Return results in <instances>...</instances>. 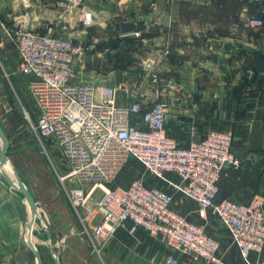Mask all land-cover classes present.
Masks as SVG:
<instances>
[{
	"label": "crops",
	"instance_id": "obj_1",
	"mask_svg": "<svg viewBox=\"0 0 264 264\" xmlns=\"http://www.w3.org/2000/svg\"><path fill=\"white\" fill-rule=\"evenodd\" d=\"M82 5L94 14L91 25L82 23L79 7L69 0H0V40L17 26L15 12L24 15L22 22L30 31L47 33L51 27L55 35L94 44L78 82L114 85L123 106L139 101L148 109L165 100L167 133L182 146L212 129L232 130L241 163L224 168L216 200L246 203L256 193L264 195V73L255 71L251 53L264 57V26L248 23L251 17L264 18V0H84ZM122 23H133L136 29L123 31ZM14 45L12 70L18 64ZM103 70H115L110 85L104 83ZM124 170V185L142 178L147 185L174 192L173 207L206 225L226 264H264V248L244 258L218 216L209 211L202 219L195 201L176 193L169 181L139 164ZM167 177L178 180L172 173ZM7 192L0 185V241L11 231ZM98 246L100 252L93 242L91 251L97 254L96 264H164L170 254L179 264H206L143 229L131 233L119 228ZM92 256H86L87 264H94Z\"/></svg>",
	"mask_w": 264,
	"mask_h": 264
},
{
	"label": "built area",
	"instance_id": "obj_2",
	"mask_svg": "<svg viewBox=\"0 0 264 264\" xmlns=\"http://www.w3.org/2000/svg\"><path fill=\"white\" fill-rule=\"evenodd\" d=\"M79 7L84 25L94 22L84 0H69ZM16 17L7 33L16 45L18 72L30 77L37 107L40 135L53 139L60 153V181L72 207L80 214L86 234L98 244L119 228L131 233L145 230L162 237L174 251L206 264H226L220 243L205 224L192 221L173 207L174 192L147 185L142 178L128 185H111L131 159L158 178L169 181L176 193L195 201L198 215L211 211L230 232L244 258L264 248V195L244 203L216 200L218 182L227 166L239 167L233 148V131L212 129L186 146L167 133V102L144 109L139 101L119 105L115 86L78 82L86 54L95 45L61 35L30 31ZM250 26H264V18L251 17ZM139 35V33H136ZM158 79V74H153ZM175 89V85H171ZM178 177L173 181L167 174ZM98 243H96V242ZM164 264H179L170 254Z\"/></svg>",
	"mask_w": 264,
	"mask_h": 264
},
{
	"label": "rangeland",
	"instance_id": "obj_3",
	"mask_svg": "<svg viewBox=\"0 0 264 264\" xmlns=\"http://www.w3.org/2000/svg\"><path fill=\"white\" fill-rule=\"evenodd\" d=\"M12 15L17 17L19 14L14 12ZM6 39L9 40L6 42ZM6 39L0 40V124L10 141V163L7 166L19 174L38 206L32 239L43 264H56L55 257H58L60 264H87L85 259L88 254L93 255V263L96 264L97 254L91 253L93 242L85 232L80 212L70 204L59 178L58 146L53 139L43 137L38 132V111L28 77L18 72L16 65L12 70L13 63L10 62L15 58L11 50H14L15 42L8 35ZM102 76L104 83L110 85L115 70H103ZM130 164L142 165L134 159ZM130 164L121 169L111 185L126 184L122 175ZM0 185L7 187L11 203L8 205L11 231L6 240L0 241V264H37L31 248L22 243L29 232L26 225L31 217L28 203L20 192L7 183L1 172Z\"/></svg>",
	"mask_w": 264,
	"mask_h": 264
},
{
	"label": "water",
	"instance_id": "obj_4",
	"mask_svg": "<svg viewBox=\"0 0 264 264\" xmlns=\"http://www.w3.org/2000/svg\"><path fill=\"white\" fill-rule=\"evenodd\" d=\"M122 29L123 31H134L136 29V25L133 23H122ZM254 68L257 72L264 73V57L258 56L254 60ZM0 141L2 143V146L0 148V172L4 176L7 183L24 196L30 208L31 217L26 223L29 232L27 234V239H23L22 243L24 245H28L31 248L32 252L34 253L37 259V264H43L41 254L37 249V247L35 246L31 234L33 229V222L38 215V206L33 194L31 193L27 185L24 183V181L21 179L19 174L16 171H14V178H13L6 169V166L10 163L8 157L10 141L1 124H0ZM55 262L56 264H60L58 257H55Z\"/></svg>",
	"mask_w": 264,
	"mask_h": 264
},
{
	"label": "trees",
	"instance_id": "obj_5",
	"mask_svg": "<svg viewBox=\"0 0 264 264\" xmlns=\"http://www.w3.org/2000/svg\"><path fill=\"white\" fill-rule=\"evenodd\" d=\"M251 53H252V58H253V62H254V60L258 57V56H260V54H258L256 51H251ZM255 69V68H254ZM256 71V70H255Z\"/></svg>",
	"mask_w": 264,
	"mask_h": 264
},
{
	"label": "bare ground",
	"instance_id": "obj_6",
	"mask_svg": "<svg viewBox=\"0 0 264 264\" xmlns=\"http://www.w3.org/2000/svg\"><path fill=\"white\" fill-rule=\"evenodd\" d=\"M6 169H7V171L10 173L11 177L14 178V172H13L8 166H6ZM29 209H30V208H29ZM33 242H34V241H33Z\"/></svg>",
	"mask_w": 264,
	"mask_h": 264
}]
</instances>
